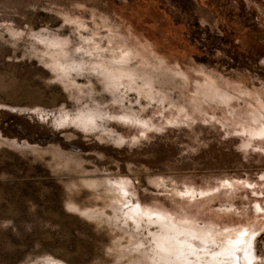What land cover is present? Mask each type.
I'll list each match as a JSON object with an SVG mask.
<instances>
[{
    "label": "rangeland",
    "instance_id": "374dc122",
    "mask_svg": "<svg viewBox=\"0 0 264 264\" xmlns=\"http://www.w3.org/2000/svg\"><path fill=\"white\" fill-rule=\"evenodd\" d=\"M120 66L150 88H106ZM89 110L94 125L72 121ZM263 127L264 0H0V264H148V251L115 259L108 228L70 206L93 203L67 188L80 178L194 231L200 261L255 231L264 264Z\"/></svg>",
    "mask_w": 264,
    "mask_h": 264
},
{
    "label": "bare ground",
    "instance_id": "6f19581e",
    "mask_svg": "<svg viewBox=\"0 0 264 264\" xmlns=\"http://www.w3.org/2000/svg\"><path fill=\"white\" fill-rule=\"evenodd\" d=\"M51 59H53L49 65L52 71H57L59 68H63V61H61L63 54L62 52H56L55 54L48 52L47 53ZM126 59L123 56V61ZM118 60V61H120ZM122 62V61H120ZM78 68H81V64H77ZM103 80L105 81V87L109 89H116L120 84H122V78L127 77V83L129 86L133 84L136 85L135 77H140L134 71L128 70L125 67H118L109 70L105 68L101 73ZM141 78V77H140ZM145 78V77H144ZM102 80V81H103ZM143 86L150 88L149 82L145 79H142ZM103 81V82H104ZM150 91V90H148ZM41 113V112H40ZM100 116V113L94 111H88L86 114L79 115L75 119H72L73 122H77L83 124L84 126L94 125L95 119ZM130 118V117H129ZM69 117L61 118V123H64ZM143 123V122H141ZM146 126L148 124H145ZM142 126V125H141ZM145 127V126H144ZM256 135L263 136L264 135V127L257 131ZM57 165H60L57 163ZM71 171V170H70ZM67 188L70 191H81L83 187H87L91 189L92 193L87 192L89 196V200L93 203L92 205L85 206L76 204L72 197H69L68 203L72 206L73 209L82 213L83 215L95 219L96 226L107 227L109 233L112 234L110 236V244L108 245V249L112 251L116 256L115 259L118 258V252L123 251L124 249H131L138 256L139 253L149 252V255L146 254L145 258L147 259L148 264L150 262L154 264H232V261L228 260L225 255H221L223 249H220L215 254H210V260L200 261L202 258V254L200 250H205L206 248L197 238H194L193 234L195 233L189 229H179L176 225H174L171 221L167 220L168 216L159 211H146L142 212L140 209V203L133 200L132 195L130 196L128 190L125 186L117 183H109L105 182L104 184L97 183L95 181L88 182L84 179H79L78 181H72L66 183ZM74 189V190H73ZM176 191V190H175ZM176 195L182 194V191H178L174 193ZM194 193H188L189 199L193 198ZM196 195V194H195ZM181 196V195H180ZM101 202L102 207L97 208V201ZM108 200V201H107ZM115 202V203H113ZM116 202L118 203L116 205ZM110 206L113 209L114 213L111 214L110 219H106L102 216H95V213L102 211L105 214L104 207ZM96 210H92V209ZM155 217V219L152 218ZM146 217L147 219H144ZM130 221L129 224L127 221ZM121 222L122 224H126L124 227L122 224H118L117 222ZM153 226V229L147 228L149 235H151V239H142L139 238V230L141 225ZM202 240L207 239L208 237L201 236ZM128 245V246H126ZM147 246V250L140 249L139 247ZM125 247V248H124ZM132 247V248H131ZM204 247V248H203ZM252 248V247H251ZM187 249V250H186ZM188 251L193 257L197 259L194 261L190 259L184 252ZM210 252V251H209ZM160 253L168 254L169 256H163ZM211 253V252H210ZM251 253V251H250ZM207 254V252H206ZM241 255V253H240ZM240 255L236 253V261L235 264H241ZM141 256V255H140ZM135 257L134 259L144 260V257ZM144 256V255H143ZM114 257V256H113ZM251 258V257H250ZM50 256L46 258V264H59L54 262H49ZM158 259V260H156ZM141 260V261H142ZM203 260V258H202ZM244 260V258H243ZM245 262V261H244ZM42 262L41 264H44ZM37 264V263H34ZM61 264V263H60Z\"/></svg>",
    "mask_w": 264,
    "mask_h": 264
},
{
    "label": "snow or ice",
    "instance_id": "6c2138e0",
    "mask_svg": "<svg viewBox=\"0 0 264 264\" xmlns=\"http://www.w3.org/2000/svg\"><path fill=\"white\" fill-rule=\"evenodd\" d=\"M261 232L264 233V229H261ZM255 236H257L255 231L249 233L242 229L235 239H228L224 242L221 255H225L228 260L232 261V264H235L236 253L243 251L245 264H253L252 259L250 258V249L252 247V238Z\"/></svg>",
    "mask_w": 264,
    "mask_h": 264
}]
</instances>
